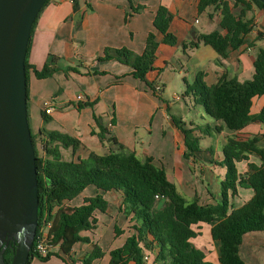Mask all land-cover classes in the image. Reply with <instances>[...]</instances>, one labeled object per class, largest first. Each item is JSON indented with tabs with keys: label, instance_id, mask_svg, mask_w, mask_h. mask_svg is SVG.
Here are the masks:
<instances>
[{
	"label": "crops",
	"instance_id": "obj_1",
	"mask_svg": "<svg viewBox=\"0 0 264 264\" xmlns=\"http://www.w3.org/2000/svg\"><path fill=\"white\" fill-rule=\"evenodd\" d=\"M200 0H77L76 9L73 0H50L40 11L32 28L28 60L41 69L49 55L59 57V70L53 76L38 78L31 70L29 76L28 108L34 107L42 116V126L49 130H60L73 135L81 141L76 153L64 149L65 158H86L91 151L101 154L119 149L118 144L110 139L101 141L99 123L107 127L110 134L126 149L134 151L142 159L152 157L157 166H162L178 190L187 199L198 200L201 204H216L221 197V183L226 175V167L221 165L224 145L229 136L248 138L258 136L259 144L264 147V122L255 121L241 130L233 131L224 128L221 132L203 136L201 141L210 137V145L202 146L195 158L186 159L185 137L175 125L171 105L163 97L167 84L164 69L174 68L175 63L186 73L183 83H192L200 71L206 73L208 83H215L224 73L229 78L241 82L252 79L254 62L260 47L264 46V9L253 5L246 12L251 20L253 30L248 34L255 46L243 45L231 49L228 57H222L212 46L201 44L195 49L185 52L184 41L196 39L201 33L214 30L225 32L221 27V10L208 8L199 11ZM231 6L235 0H228ZM165 4L173 14L169 30L178 42L170 45L161 42L155 60V69L148 73V79L155 81L154 92L148 84L136 78L133 68L117 59L98 61L106 49L114 53V49L128 48L135 54H142L148 34L158 33L154 25L157 10ZM144 6V10L136 12L135 8ZM243 5L235 8L239 12ZM202 14L206 17L201 18ZM259 33L262 38L258 39ZM162 41V35H158ZM258 39V40H257ZM95 70L106 71L105 74L94 73ZM89 71V73H88ZM162 76V80L159 78ZM186 79V82H185ZM165 83H164V82ZM84 99L79 100L78 95ZM185 95V94H184ZM199 106L198 117L192 123L201 125L221 124L209 116ZM177 95L175 98H179ZM100 100L94 108L79 105L85 101ZM47 102L53 104V111L46 122L42 111ZM264 106V94L253 99L252 112L258 113ZM94 111L98 121L94 117ZM182 118V117H180ZM183 119V118H182ZM48 125V127L46 126ZM110 136V135H109ZM259 162V159L252 157ZM239 170H247V162L238 163ZM104 193L109 202L106 212L95 211L93 227L84 230L82 235L90 238V242H78L69 254H65L59 246L48 260L38 257L31 259V264H85L84 259L98 245L104 255L93 260L92 264H108L111 250L126 243L127 238L135 232L131 215L123 210V194L118 190L99 191L96 186H88L81 194L66 205L78 206L86 197ZM254 190L239 187L238 195L231 198L234 207H239L249 200ZM117 227L119 233L117 234ZM198 232L192 242L206 253V259L219 262L220 242L213 239L212 226L201 222L193 226ZM150 259L144 264H166V260L158 259V249H146ZM240 256L248 264H264V229L248 232L243 236L239 247ZM129 264H135L130 262Z\"/></svg>",
	"mask_w": 264,
	"mask_h": 264
},
{
	"label": "trees",
	"instance_id": "obj_2",
	"mask_svg": "<svg viewBox=\"0 0 264 264\" xmlns=\"http://www.w3.org/2000/svg\"><path fill=\"white\" fill-rule=\"evenodd\" d=\"M235 1V5L231 6L228 0H200L201 13L211 7L221 10L220 25L225 32L214 30L201 33L194 40L184 41L183 50L188 52L189 49L205 44L212 46L226 58L231 49H238L243 45L255 46L257 41L248 38L253 26L251 20L246 18V12L253 5L264 9V3L260 0ZM49 2L50 0L44 6ZM73 2L77 9V0ZM240 5H243L240 11L235 12L234 9ZM144 8L140 6L135 11L140 12ZM172 19V12L165 4H161L154 25L162 35V41L158 39L159 34L150 32L142 54L137 55L128 48L114 49V53L106 49L104 55L98 56L97 60L117 59L130 65L133 68L132 74L145 81L156 92L158 89L155 81L149 80L147 75L155 69L160 43L175 45L178 42L177 36L169 30ZM262 36L259 33L258 39ZM28 53L29 46L26 56L29 101L31 70L38 78L53 76L59 70V57L49 55L45 65L38 69L28 60ZM254 67L253 78L243 82L229 78L224 73L217 82L208 83L204 71L198 72L192 83L187 82L185 94L192 96L196 105L202 106L209 116L221 121V124L212 126L187 123L180 117L172 116L175 125L185 137L186 159L196 157L201 149L200 141L203 136L221 132L224 128L237 131L252 122H264V106L260 112H252L253 99L264 94V46L259 49ZM94 73L105 74L106 71L95 70ZM99 100L97 98L94 101H85L79 106L94 108ZM42 115L46 122L51 120L46 111H42ZM94 117L98 121L95 111ZM93 132L99 135L101 141L107 138L112 140L118 144L119 149L105 154L91 151L86 158L67 159L64 149H71L73 156L81 144L78 138L45 127L38 134L32 130L40 198L37 233L45 222L51 221L49 240L65 254H69L78 242H90V238L81 232L92 229L95 211L108 210L109 202L104 193L86 197L78 206L66 205L65 202L73 200L88 186L94 185L99 191L118 190L123 194V210L127 216L131 215L135 229L123 246L111 250L108 264H144V251L155 248L158 249L157 260H166V264H248L239 253L243 236L248 232L264 229V147L259 144L258 136L243 138L233 135L227 138L221 161V165L227 170L221 183V197L216 204H201L198 200L187 199L170 179L167 170L157 166L152 157L142 159L134 151L126 149L101 123L99 131ZM252 157L258 158L259 162L252 160ZM243 161L247 162L244 173L238 167V163ZM240 186L252 188L254 194L241 206L234 207L231 198L238 195ZM157 195L160 197L157 198ZM162 198L166 200L158 208ZM201 222L212 226V237L220 242L218 263L208 261L205 251L192 242V238L198 234L193 226ZM116 230L118 234V227ZM35 244L36 240L27 264H31L33 257L48 260L54 254L52 251L46 257L39 256L35 251ZM103 255L102 249L95 245L85 257L84 263L92 264L95 258ZM12 257L13 253L9 252L5 259L10 263Z\"/></svg>",
	"mask_w": 264,
	"mask_h": 264
},
{
	"label": "water",
	"instance_id": "obj_3",
	"mask_svg": "<svg viewBox=\"0 0 264 264\" xmlns=\"http://www.w3.org/2000/svg\"><path fill=\"white\" fill-rule=\"evenodd\" d=\"M47 1L0 0V264H27L37 234L40 198L26 56L33 25ZM10 239L16 246L7 263L2 244Z\"/></svg>",
	"mask_w": 264,
	"mask_h": 264
},
{
	"label": "rangeland",
	"instance_id": "obj_4",
	"mask_svg": "<svg viewBox=\"0 0 264 264\" xmlns=\"http://www.w3.org/2000/svg\"><path fill=\"white\" fill-rule=\"evenodd\" d=\"M204 17H206V14L201 15V18ZM163 71H166L164 72V78L167 80V84L163 91V97L170 103L171 112L177 117H182L187 123H191L193 119L196 120L199 118L197 112L199 106H194L191 103L190 97L185 94L186 90L184 86L179 87V82L183 83V76L186 75V73L178 67L177 63H175L174 68H168L167 70L164 69ZM159 79L162 80V76ZM177 95L180 97L175 98ZM29 122L35 134H38L42 126H45L42 125V116L39 110L32 106L29 109ZM46 126L48 127V125ZM210 142V137H207L201 141V144L202 146H208L210 145Z\"/></svg>",
	"mask_w": 264,
	"mask_h": 264
},
{
	"label": "built area",
	"instance_id": "obj_5",
	"mask_svg": "<svg viewBox=\"0 0 264 264\" xmlns=\"http://www.w3.org/2000/svg\"><path fill=\"white\" fill-rule=\"evenodd\" d=\"M79 100H83V95H78ZM45 111L47 114H51L53 111V104L51 102H47L45 105ZM157 198L160 196L157 195ZM52 226L51 221H47L43 224L40 228V231L36 234V244H35V251L39 256L46 257L49 253H51L55 246L49 240V230ZM150 259V253L145 250L144 251V261H148Z\"/></svg>",
	"mask_w": 264,
	"mask_h": 264
},
{
	"label": "flooded vegetation",
	"instance_id": "obj_6",
	"mask_svg": "<svg viewBox=\"0 0 264 264\" xmlns=\"http://www.w3.org/2000/svg\"><path fill=\"white\" fill-rule=\"evenodd\" d=\"M6 245V250H5V258H7V254L9 252L13 253L14 254V250H15V246H16V240L14 239H10V241L7 243V242H4L2 244V247ZM6 260V259H5ZM7 262V261H6ZM8 263V262H7Z\"/></svg>",
	"mask_w": 264,
	"mask_h": 264
}]
</instances>
